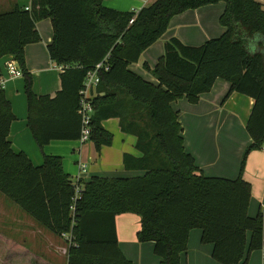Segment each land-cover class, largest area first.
<instances>
[{
	"label": "trees",
	"instance_id": "1",
	"mask_svg": "<svg viewBox=\"0 0 264 264\" xmlns=\"http://www.w3.org/2000/svg\"><path fill=\"white\" fill-rule=\"evenodd\" d=\"M108 0H32L0 13V60L13 58L24 77L28 126L44 148L54 141H78L82 131L80 91L89 71L108 57L94 97L91 140L97 150L114 137L103 122L119 119L124 134L136 136L141 157L124 155L133 178L92 177L82 182L74 201V182L63 160L46 157L35 166L10 141L16 116L5 90H0V193L54 235L65 238L68 264H136L123 254L116 218H141L140 243H154L160 264H186L191 231L201 229L202 243L213 245L220 264H249L248 255L264 250V211L248 214L252 188L236 180L203 175L184 147L183 127L172 104L187 99L197 105L216 81L231 84L226 100L238 93L254 100L246 130L248 154L264 149V0H157L138 13L105 6ZM224 2L222 37L199 47L170 39L151 70L154 84L130 70L143 53L168 31L170 22L189 10ZM50 20L53 41L47 46L61 74L62 89L52 98L37 96L25 60L27 46L42 42L37 24ZM133 21V23H131ZM251 233L250 240L248 234ZM67 236V237H66ZM8 251L24 248L0 233Z\"/></svg>",
	"mask_w": 264,
	"mask_h": 264
},
{
	"label": "crops",
	"instance_id": "2",
	"mask_svg": "<svg viewBox=\"0 0 264 264\" xmlns=\"http://www.w3.org/2000/svg\"><path fill=\"white\" fill-rule=\"evenodd\" d=\"M156 1L108 0L105 6L121 12L138 13ZM31 2L32 0H0V13L9 12L16 6L30 9ZM225 9L226 4L221 2L189 10L174 17L166 34L145 51L140 61L130 66V70L157 84V77L147 70L146 66L151 70L157 66L164 55L166 43L172 38H178L185 45L199 47L209 40L222 37L226 30L222 27L220 19ZM37 29L42 42L27 46L26 67L33 77L34 93L39 97L54 98L62 89V73L54 67L47 50V46L53 41L52 22L41 21L37 24ZM9 59L6 57L0 60V78L7 82L6 96L16 116L9 138L15 152H24L35 166L44 164L46 157L61 158L64 171L73 182L81 174L80 163L87 165V172L81 176L83 182L95 176L133 178L140 175L138 172H129L124 167L125 154L141 157V153L136 149V136L124 134L120 129L119 119L103 122V127L114 137L110 147L97 150L92 140L84 144L78 140L54 141L40 148L28 126L24 77H9L6 68ZM230 88V83L218 80L212 90L201 97L197 105L190 104L187 99H181L174 102L172 108L178 114L183 127L185 150L193 156L204 176L230 180L243 177L251 184L248 214L255 218L264 211V149L250 152L242 168L245 152L252 144L246 126L254 100L238 93H233L226 100ZM96 96L102 97L104 93L97 89ZM116 229L120 248L127 259L136 264H160V259L154 253V243L138 241L137 234L141 230L139 216H118ZM0 233L24 248L8 251L0 242V264H68L69 245L66 239L42 227L4 195H0ZM202 234L201 229L191 231L188 251L183 256V262L220 264L212 257L213 245L202 243ZM250 238L251 233L248 234V239ZM245 257L249 258V264H264V250L255 251L250 255L246 252Z\"/></svg>",
	"mask_w": 264,
	"mask_h": 264
},
{
	"label": "built area",
	"instance_id": "3",
	"mask_svg": "<svg viewBox=\"0 0 264 264\" xmlns=\"http://www.w3.org/2000/svg\"><path fill=\"white\" fill-rule=\"evenodd\" d=\"M29 10V9H26ZM132 20L131 23H133ZM107 58L103 61L98 63L94 69L89 71L86 75V79L84 81V86L80 91V108H79V115L82 120V131L79 141L84 144L91 140V122L93 116L95 114V106L93 104V99L95 97V93L100 86L101 72H107L110 70V66L107 63ZM54 67L59 70V72L64 73L68 67L66 66H56ZM6 68L10 78H21L23 76L22 72L20 71L16 61L13 58H10L6 63ZM7 82L0 78V90H5ZM80 176L74 182V201L81 196V191L83 189V185L81 184L83 181L81 180V176L87 172V165L80 163ZM67 237V236H66Z\"/></svg>",
	"mask_w": 264,
	"mask_h": 264
},
{
	"label": "rangeland",
	"instance_id": "4",
	"mask_svg": "<svg viewBox=\"0 0 264 264\" xmlns=\"http://www.w3.org/2000/svg\"><path fill=\"white\" fill-rule=\"evenodd\" d=\"M92 165V164H91ZM89 166V165H88ZM1 196H3L2 194H0Z\"/></svg>",
	"mask_w": 264,
	"mask_h": 264
}]
</instances>
